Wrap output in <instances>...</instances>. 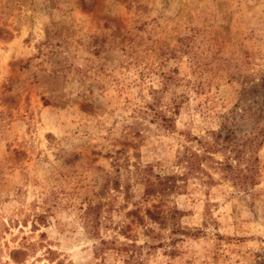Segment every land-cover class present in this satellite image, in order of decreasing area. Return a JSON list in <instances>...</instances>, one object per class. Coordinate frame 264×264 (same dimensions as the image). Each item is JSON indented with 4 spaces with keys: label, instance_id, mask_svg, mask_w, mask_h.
<instances>
[{
    "label": "rangeland",
    "instance_id": "374dc122",
    "mask_svg": "<svg viewBox=\"0 0 264 264\" xmlns=\"http://www.w3.org/2000/svg\"><path fill=\"white\" fill-rule=\"evenodd\" d=\"M0 264H264V0H0Z\"/></svg>",
    "mask_w": 264,
    "mask_h": 264
},
{
    "label": "trees",
    "instance_id": "16d2710c",
    "mask_svg": "<svg viewBox=\"0 0 264 264\" xmlns=\"http://www.w3.org/2000/svg\"><path fill=\"white\" fill-rule=\"evenodd\" d=\"M218 134H220V133H218ZM226 138L229 139L230 137L228 135H224L223 139H226ZM231 150L234 151L235 147L232 146ZM225 168L231 169L232 166L227 164L225 166ZM246 169H247V167H246ZM232 177L235 179L236 183H238L240 187H246L248 184L253 183L252 174L248 173V172L247 173H241V171L238 168L235 169V172H234V174H232ZM149 216L152 218H156V216L150 211H149ZM131 246H133V244Z\"/></svg>",
    "mask_w": 264,
    "mask_h": 264
}]
</instances>
